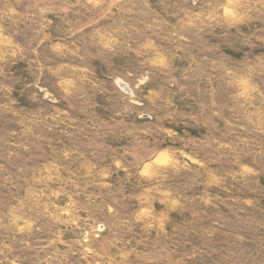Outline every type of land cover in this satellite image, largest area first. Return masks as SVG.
I'll return each instance as SVG.
<instances>
[{"label":"rangeland","instance_id":"obj_1","mask_svg":"<svg viewBox=\"0 0 264 264\" xmlns=\"http://www.w3.org/2000/svg\"><path fill=\"white\" fill-rule=\"evenodd\" d=\"M0 264H264V0H0Z\"/></svg>","mask_w":264,"mask_h":264}]
</instances>
